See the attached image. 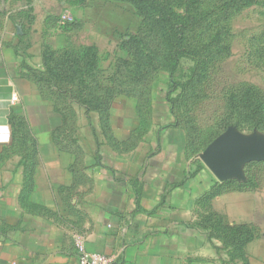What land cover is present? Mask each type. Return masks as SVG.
<instances>
[{"label": "crops", "instance_id": "1", "mask_svg": "<svg viewBox=\"0 0 264 264\" xmlns=\"http://www.w3.org/2000/svg\"><path fill=\"white\" fill-rule=\"evenodd\" d=\"M114 4L89 1L68 20L128 27ZM23 8L30 20L0 39V264H80L75 235L111 264H264V247L240 255L201 221L217 179L166 99L38 81L71 48L55 37L69 3Z\"/></svg>", "mask_w": 264, "mask_h": 264}, {"label": "rangeland", "instance_id": "2", "mask_svg": "<svg viewBox=\"0 0 264 264\" xmlns=\"http://www.w3.org/2000/svg\"><path fill=\"white\" fill-rule=\"evenodd\" d=\"M33 1L0 0V39L30 20L23 7ZM59 1L69 9L60 13L66 22L55 37L70 40L71 48L50 65L53 72H69L63 76L68 87L98 99L121 84L150 81L153 96L166 99L188 136L192 154L224 137L257 149L237 169L215 176L209 199L220 200L215 207L210 202L201 221L240 255L252 241L263 253L264 0H112L109 11L126 18L128 27L99 31L79 17L69 22L67 14L95 0Z\"/></svg>", "mask_w": 264, "mask_h": 264}, {"label": "water", "instance_id": "3", "mask_svg": "<svg viewBox=\"0 0 264 264\" xmlns=\"http://www.w3.org/2000/svg\"><path fill=\"white\" fill-rule=\"evenodd\" d=\"M257 150L252 145H243L233 137H224L211 142L201 153V159L217 178H222L229 169L249 159Z\"/></svg>", "mask_w": 264, "mask_h": 264}, {"label": "trees", "instance_id": "4", "mask_svg": "<svg viewBox=\"0 0 264 264\" xmlns=\"http://www.w3.org/2000/svg\"><path fill=\"white\" fill-rule=\"evenodd\" d=\"M68 73L69 72H67V71L63 72V70L61 72H53V70H51L50 75L47 77L44 75H40V74H34L35 75L34 77L37 78L38 81H41V80L45 81V79H46L47 81H49V83L50 82L54 83V81L56 80V83L60 82V83L67 84V80L65 82H63V78H64L63 76L65 74H68ZM52 75L56 76V77H53V81H51L52 79L50 78V76H52ZM151 87H152V83L150 81H148L147 83L132 82V83L121 84L120 88H117V89L110 88L109 92L114 93L117 91H124L127 93L135 94L137 97L143 99V98H146V95L150 92ZM75 91L80 97H83L77 90H75ZM107 94H108V92L106 94H104V96L105 95L107 96ZM225 246H227V245H225ZM235 250H239V249H235Z\"/></svg>", "mask_w": 264, "mask_h": 264}, {"label": "built area", "instance_id": "5", "mask_svg": "<svg viewBox=\"0 0 264 264\" xmlns=\"http://www.w3.org/2000/svg\"><path fill=\"white\" fill-rule=\"evenodd\" d=\"M74 245L80 264H111L109 257L86 250L83 239L75 235Z\"/></svg>", "mask_w": 264, "mask_h": 264}]
</instances>
